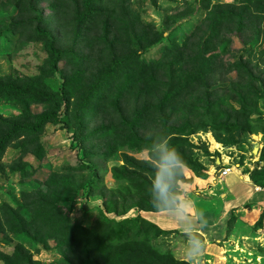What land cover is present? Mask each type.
<instances>
[{
  "label": "rangeland",
  "instance_id": "374dc122",
  "mask_svg": "<svg viewBox=\"0 0 264 264\" xmlns=\"http://www.w3.org/2000/svg\"><path fill=\"white\" fill-rule=\"evenodd\" d=\"M103 1L108 11L121 16V25H125L121 28L122 33L129 32V22L139 31L124 46L126 55L143 53L145 62L164 63L174 70L176 67L170 65L171 60L177 61L178 57V66H181L188 55L192 59L198 58L199 50L195 44L200 46L204 38L183 43L206 19L207 12L217 4H237V0ZM205 3L209 5L208 9H204ZM48 5V1L42 0L40 8ZM14 7L10 0H0V76H10L18 81H42L51 90L60 91L65 77L72 78L79 71L88 75L104 70L106 60L102 53L105 61L100 59V48L95 51L92 70L61 66L52 77H43L49 70L44 45L27 42L23 37L19 40L12 33L10 27L17 20L13 17L17 13ZM45 15L50 16L51 12L45 9ZM254 24L252 21L240 35L231 32L233 26L217 28L220 34L211 40L206 58H202L206 63L205 81H195L185 87L171 113L173 124L187 129L186 138L192 145L188 157L201 166L197 172L191 167H183L173 177L171 183L179 185L181 191L177 197L179 204L187 202L191 196L200 203L206 201L213 182L220 180L217 173L223 167L232 168L230 173L244 174L251 184H264V36L256 33L259 24ZM55 33L58 36L57 28ZM143 36L146 39L140 42ZM171 46L178 52L182 50L183 54L179 56L176 52L173 55L165 50ZM211 55L216 57L210 58ZM162 56L167 62L161 60ZM195 60L183 66V71L194 73L199 63ZM89 83L93 81L89 80ZM78 89L83 91L78 87L68 93V98H74L73 102L80 94ZM208 91L210 96L206 98ZM206 101L214 103V107L203 113L202 108L209 106ZM45 109L46 106H35L32 112L38 114ZM20 113L18 106L0 100V118L14 119ZM225 122L228 123L224 126L226 130L224 127L215 129ZM154 123L159 127L162 125L159 120L152 122L154 126H148L149 132L157 130ZM203 125L207 128L201 127ZM62 126L48 125L40 135L44 149L41 160L20 153L17 143L10 145L0 158V264H68L63 256L65 249L55 238L38 242L32 229L16 235L12 230L16 222L10 227L13 216L6 208L16 211L18 216L15 218L19 221L28 222L30 209L26 205L38 193L46 192V184H58L51 187L55 188L52 190L54 198L52 193L48 196L64 211H69L71 222L85 227L95 220L118 222L134 219L138 214L143 218V212L137 213L142 202L138 193L126 181H119L114 169L123 165L122 154L146 161L150 160V154L136 153L107 142L103 135L78 143L72 140L73 131ZM91 132V124H88L86 134ZM104 154L109 157H103ZM222 217L224 229L208 243L205 240L196 242L174 230H163L170 232L167 235H151L150 242L160 252H171L176 260L188 264H264V203L256 209L232 210L226 218ZM97 245L101 253L109 251L107 243ZM193 245L200 251L191 252ZM13 251L15 255H12ZM98 256L96 254V259L100 260ZM112 264H115L114 260Z\"/></svg>",
  "mask_w": 264,
  "mask_h": 264
},
{
  "label": "trees",
  "instance_id": "16d2710c",
  "mask_svg": "<svg viewBox=\"0 0 264 264\" xmlns=\"http://www.w3.org/2000/svg\"><path fill=\"white\" fill-rule=\"evenodd\" d=\"M10 1L17 11L13 16L17 20L10 27L12 33L19 40L23 37L27 42L44 45L49 70L43 77H52L60 71L61 66L72 65L92 70L95 67V51L100 48V59H103L102 53L106 61L103 59V71L88 75L85 71H79L70 79L65 77L60 91L51 90L42 81H18L10 76H0V100L18 106L21 110L20 115L14 119L0 118V158L10 145L17 143L20 153L41 160L44 149L39 139L48 125L69 128L73 131L72 140L78 143L103 135L107 142L151 156L146 161L122 154L123 165L114 169L116 178L129 183L138 193L142 202L137 213L177 210V197L181 194L179 185L171 183L170 199L166 203L158 201L152 190L158 168L156 146L168 142L169 147L181 153L186 161L185 167H191L196 172L201 168L188 157L192 145L186 138L187 129L173 124L171 113L179 103L185 87L195 81H205L203 70L206 63L202 62V58H206L211 40L220 34L217 28L221 25L233 26L231 32L240 35L253 21L254 25L259 24V27H254L256 33L264 36V0H237L236 5L217 4L207 12L206 19L200 22L202 27L199 25L193 29L183 43L186 45L192 40L198 42V39L204 38L200 46L195 44L199 50L198 58L195 59L199 63L192 74L183 71V66H188V62L196 61L189 55L181 66H178V57L177 61L171 60L170 65L176 67L175 70L164 63L145 62L142 59L143 53L126 55L124 46L139 31L135 24L129 22V32L122 33L121 28L125 25H121V16L108 11L103 0H46L49 5L42 9V0ZM208 7L204 5V9ZM45 9L51 12L50 16L45 15ZM145 39L143 36L140 42ZM165 50L173 55L178 52L173 46ZM182 54V50L178 52L179 56ZM161 60L167 62L164 56ZM243 68L247 69L246 66ZM89 80L93 83L88 84ZM78 87L83 91L78 89L80 94L73 102L74 98H68V93ZM209 96V91L205 92V97ZM206 103L209 106L202 108L203 113L210 112L214 107V103ZM35 106H46V109L34 114L32 107ZM167 112L170 114L167 115ZM158 120L162 123L161 127L154 123L157 130L149 132L148 126ZM88 124H91L92 132L86 134ZM224 126H228V123L217 125L215 129L220 130ZM201 127L207 128L204 125ZM103 157L109 155L104 154ZM253 185L264 188V184ZM45 186L46 192L38 193L26 205L30 209L28 222L19 221L15 218L18 216L16 211L6 208L13 216L10 227L16 222L12 228L16 235L32 229L38 242L55 238L65 249L63 256L68 264H112L113 260L115 264H188L176 260L171 252L162 253L152 246L151 235L157 237L170 232H163L139 214L134 219L127 218L118 222L95 220L89 227H85L71 222L69 211H64L54 201L55 192L52 190L55 188L51 187L58 184ZM49 193H52L53 198L48 196ZM99 243H107L109 251L101 253L97 245ZM96 254H99L100 260L96 259ZM12 255H15L14 251Z\"/></svg>",
  "mask_w": 264,
  "mask_h": 264
},
{
  "label": "crops",
  "instance_id": "0c3cea01",
  "mask_svg": "<svg viewBox=\"0 0 264 264\" xmlns=\"http://www.w3.org/2000/svg\"><path fill=\"white\" fill-rule=\"evenodd\" d=\"M208 193L210 196L202 203L191 196L187 202L180 203L175 211L143 212V218L161 230L178 231L187 238L189 233H198L203 237L202 241L208 243L209 239L224 229L222 216L226 218L232 210L244 211L245 207L256 209L264 203V191L237 171L213 182Z\"/></svg>",
  "mask_w": 264,
  "mask_h": 264
},
{
  "label": "clouds",
  "instance_id": "9594fccd",
  "mask_svg": "<svg viewBox=\"0 0 264 264\" xmlns=\"http://www.w3.org/2000/svg\"><path fill=\"white\" fill-rule=\"evenodd\" d=\"M156 148L158 168L153 178L152 190L158 201L166 203L170 199L171 181L176 172L186 166V161L178 150L166 143L159 144ZM190 251L197 253L200 249L193 245Z\"/></svg>",
  "mask_w": 264,
  "mask_h": 264
},
{
  "label": "built area",
  "instance_id": "2783aa9c",
  "mask_svg": "<svg viewBox=\"0 0 264 264\" xmlns=\"http://www.w3.org/2000/svg\"><path fill=\"white\" fill-rule=\"evenodd\" d=\"M232 168H226V167H223L219 170V172L217 173L218 174V177L221 179V178H224L225 176H227L230 171H231Z\"/></svg>",
  "mask_w": 264,
  "mask_h": 264
},
{
  "label": "water",
  "instance_id": "95a60500",
  "mask_svg": "<svg viewBox=\"0 0 264 264\" xmlns=\"http://www.w3.org/2000/svg\"><path fill=\"white\" fill-rule=\"evenodd\" d=\"M187 235L191 239L200 240V241L203 240V237L200 234H198V233H189Z\"/></svg>",
  "mask_w": 264,
  "mask_h": 264
},
{
  "label": "bare ground",
  "instance_id": "6f19581e",
  "mask_svg": "<svg viewBox=\"0 0 264 264\" xmlns=\"http://www.w3.org/2000/svg\"><path fill=\"white\" fill-rule=\"evenodd\" d=\"M145 60V59H144Z\"/></svg>",
  "mask_w": 264,
  "mask_h": 264
}]
</instances>
